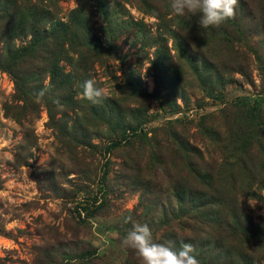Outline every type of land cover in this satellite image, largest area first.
<instances>
[{"label": "rangeland", "instance_id": "rangeland-1", "mask_svg": "<svg viewBox=\"0 0 264 264\" xmlns=\"http://www.w3.org/2000/svg\"><path fill=\"white\" fill-rule=\"evenodd\" d=\"M25 1L86 16L101 103L26 60L8 72L31 39L4 11ZM0 58V264H139L133 222L200 264H264V0L208 29L170 0H0Z\"/></svg>", "mask_w": 264, "mask_h": 264}, {"label": "trees", "instance_id": "trees-1", "mask_svg": "<svg viewBox=\"0 0 264 264\" xmlns=\"http://www.w3.org/2000/svg\"><path fill=\"white\" fill-rule=\"evenodd\" d=\"M7 6L9 7L5 9L4 15L8 20L17 17L18 7L22 9L24 17H27L25 27L31 39L16 58L1 61L5 62L3 64L7 66L8 72L15 70L19 62L26 60L25 63L34 65L39 71L38 74H49L68 92H71L70 88H73L70 85L75 82L76 85L81 84L90 78L89 73L93 66L91 58L98 56L104 48L98 43V38L84 14L75 8L72 19L60 22L52 21L53 12L50 11L49 6H43L40 3L25 1L22 4H17L12 2ZM67 52L76 55V62L69 72L63 71L59 66L60 61L63 60L62 56ZM6 54L10 55L11 51L7 50ZM21 57H23L22 60ZM0 59L2 60V58ZM41 65L47 67L42 70ZM74 131H81V128L74 126ZM236 226H241V223L237 222Z\"/></svg>", "mask_w": 264, "mask_h": 264}, {"label": "clouds", "instance_id": "clouds-1", "mask_svg": "<svg viewBox=\"0 0 264 264\" xmlns=\"http://www.w3.org/2000/svg\"><path fill=\"white\" fill-rule=\"evenodd\" d=\"M238 0H170V8L176 16L193 15L199 17L202 29L220 27L234 19ZM80 98L92 104L101 103L106 98L107 90L97 86L95 79L89 78L80 85ZM44 92L37 94L41 99ZM131 221L127 217L125 222ZM121 244L136 255L139 264H200L193 255L195 249L191 243H181L177 250L173 246L154 241L152 232L146 224L133 222L132 228L123 237Z\"/></svg>", "mask_w": 264, "mask_h": 264}]
</instances>
